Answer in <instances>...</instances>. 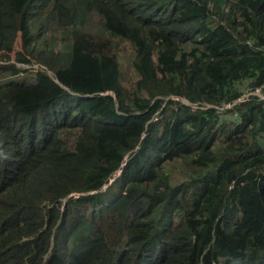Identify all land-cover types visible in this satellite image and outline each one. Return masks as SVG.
I'll return each mask as SVG.
<instances>
[{
  "label": "trees",
  "instance_id": "obj_1",
  "mask_svg": "<svg viewBox=\"0 0 264 264\" xmlns=\"http://www.w3.org/2000/svg\"><path fill=\"white\" fill-rule=\"evenodd\" d=\"M17 40L0 264H264V0H0Z\"/></svg>",
  "mask_w": 264,
  "mask_h": 264
},
{
  "label": "rangeland",
  "instance_id": "obj_2",
  "mask_svg": "<svg viewBox=\"0 0 264 264\" xmlns=\"http://www.w3.org/2000/svg\"><path fill=\"white\" fill-rule=\"evenodd\" d=\"M19 45H20V41L17 40V41L15 42V44H14L13 52L8 56V60H7V61H3V60L0 59V64H2V63H6V62H9V63H15V64H16L15 57H16V53L19 51ZM17 67L20 68V69H27V70H29L30 72H32V71H36V70H42L43 72H46V71H44V70L41 68V66L36 65V64H33V65H31V66H25V65H22V64H17ZM48 74H49L50 76H52L51 73L48 72ZM130 77H131V76L129 75V76L127 77V80H129ZM4 78H5L4 76L0 75V80H3ZM249 94H250V93H247V92H246L245 97L248 96ZM254 94L258 95L259 97L264 98V96H263L261 93H259V92H256V93H254ZM194 108H195V107H194ZM115 178H116V177H115ZM114 180H115V179H113L112 181H114ZM112 181H111V182H112ZM108 185H110V184H108Z\"/></svg>",
  "mask_w": 264,
  "mask_h": 264
},
{
  "label": "clouds",
  "instance_id": "obj_3",
  "mask_svg": "<svg viewBox=\"0 0 264 264\" xmlns=\"http://www.w3.org/2000/svg\"><path fill=\"white\" fill-rule=\"evenodd\" d=\"M41 68H42L43 70H45L44 67H41ZM46 72H47V71H46ZM47 73H48V72H47ZM263 96H264V95H263ZM261 98H262V97H261ZM263 99H264V98H263ZM186 104H188V103H186ZM226 108H230V107H229V106H225V107L222 108V109H226ZM222 109H221V110H222ZM106 187H107V186H105V188H106Z\"/></svg>",
  "mask_w": 264,
  "mask_h": 264
}]
</instances>
